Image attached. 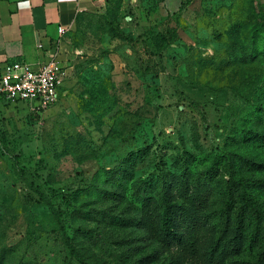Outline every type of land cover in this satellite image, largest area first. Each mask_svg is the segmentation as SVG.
<instances>
[{
  "label": "rangeland",
  "instance_id": "1",
  "mask_svg": "<svg viewBox=\"0 0 264 264\" xmlns=\"http://www.w3.org/2000/svg\"><path fill=\"white\" fill-rule=\"evenodd\" d=\"M163 3L104 0L55 104L0 108V264H264V0Z\"/></svg>",
  "mask_w": 264,
  "mask_h": 264
},
{
  "label": "crops",
  "instance_id": "2",
  "mask_svg": "<svg viewBox=\"0 0 264 264\" xmlns=\"http://www.w3.org/2000/svg\"><path fill=\"white\" fill-rule=\"evenodd\" d=\"M176 1L164 0L162 5L168 2L172 7ZM103 4L104 0H0V74L5 64L13 61L25 62L33 69L56 61L66 74L63 89L75 61L89 44L87 18L100 14ZM60 27L63 35L58 33ZM95 40V44L100 42ZM5 105L28 108L24 103L0 101V108Z\"/></svg>",
  "mask_w": 264,
  "mask_h": 264
},
{
  "label": "built area",
  "instance_id": "3",
  "mask_svg": "<svg viewBox=\"0 0 264 264\" xmlns=\"http://www.w3.org/2000/svg\"><path fill=\"white\" fill-rule=\"evenodd\" d=\"M64 34L62 27L58 28ZM65 72L56 61L33 69L22 61L5 64L0 74V101L15 105L24 103L37 114H43L55 104L63 87Z\"/></svg>",
  "mask_w": 264,
  "mask_h": 264
},
{
  "label": "trees",
  "instance_id": "4",
  "mask_svg": "<svg viewBox=\"0 0 264 264\" xmlns=\"http://www.w3.org/2000/svg\"><path fill=\"white\" fill-rule=\"evenodd\" d=\"M259 20V18H258ZM263 22L262 23H257L251 28V30L253 32L257 31H261L263 28V24H264V18L262 19ZM237 34V33H236ZM239 39V38H238ZM238 41V40H237ZM231 41L230 44H239V41ZM257 42H260V44L263 45V50L262 53L260 54V57L264 58V37L260 38L259 36L253 35L252 37V44H255ZM262 65L264 66V63H262ZM257 136H259L257 134ZM166 189L167 186L163 185L162 188H160V190L158 191V193L156 194L157 197H165V202L162 203L164 209H163V214H162V218H163V223H162V231L166 236H171L172 239H174V242H180L182 238L181 234L178 233V231L176 230V223H175V219L177 216L183 217V219H185L184 221V225H186L187 227H185V229H190V231H192L193 229L191 228L190 225H193L194 221L191 220V218L186 215V214H182V212L173 210V207L176 206H172L169 201H167L166 198ZM249 200L245 201L246 205L244 208V214H243V218L241 220V222H239L238 224L240 226H243V220H244V225H245V219L247 218V222H250L251 224H253V226H255V233H254V240H258L259 238L261 240H263L264 238V222H263V218H262V213L258 210L256 203L254 202V200H252L251 198L248 197ZM264 241V240H263ZM261 256V261L264 263V247H263V251L260 253Z\"/></svg>",
  "mask_w": 264,
  "mask_h": 264
}]
</instances>
